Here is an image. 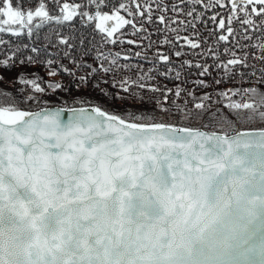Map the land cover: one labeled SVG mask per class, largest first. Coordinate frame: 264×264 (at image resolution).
I'll return each mask as SVG.
<instances>
[{
	"label": "snow or ice",
	"instance_id": "obj_1",
	"mask_svg": "<svg viewBox=\"0 0 264 264\" xmlns=\"http://www.w3.org/2000/svg\"><path fill=\"white\" fill-rule=\"evenodd\" d=\"M241 2L260 5L251 12L264 15V0ZM191 3L199 4L200 0ZM106 6L108 0H87L69 10L70 5L65 3L59 15H51L43 0L34 9L23 8L19 0L16 4L0 0V32L31 36L34 29L46 23L63 24L80 16L95 22L96 29L111 38L132 24L121 15L122 10L136 18L124 2L113 4L110 13L102 10ZM209 6L215 5L205 7ZM89 7V11H79ZM172 7L178 10L176 5ZM232 8L237 16L250 15L237 0H232ZM146 12L151 21L150 4ZM194 12L193 8L187 15ZM201 15L196 13L194 19L200 20ZM37 18L39 22H35ZM216 18L210 17L213 22ZM158 19L164 22L165 17ZM109 21L115 23L108 27ZM243 23L255 25L248 19ZM228 24H232L231 17ZM219 27L225 28L223 18ZM260 30L264 32V20L260 21ZM138 31H144L143 27ZM227 32L231 35L234 29L228 26ZM184 39L193 49L199 47L197 42ZM165 42L171 43L167 39ZM61 43L71 47L63 38ZM31 51L39 49L32 47ZM261 55L264 57V44ZM157 56L170 62L167 55ZM119 57V52L105 54L98 50L95 58L99 68L78 65L90 69L78 77L80 83H89L101 71L106 75L129 67L121 64ZM27 62L35 61L29 56ZM44 63L49 76L59 72L74 75L62 64L52 68L57 61ZM244 63L242 59H229L218 67H223L227 75L229 65ZM10 65V58L0 54V66ZM198 67L203 68L201 75L208 72L206 66ZM33 75L34 79H27L21 73L17 78L32 86V95L8 106L0 100V264H264V128L228 136L163 123H136L146 117L116 115L90 101H80L90 109L71 110L73 115L63 123L59 108H19V103L39 104L36 94L45 92L42 78ZM148 79L152 77L144 73L137 79L114 76L111 83L118 91L100 92L111 95L113 101L135 106L145 101L134 89L160 91L147 84ZM44 83L53 93L64 90L60 82ZM98 86L99 82L93 84V88ZM180 91L177 86L175 94L179 96ZM234 91L250 92L255 99L228 107L250 110L248 119L258 116L264 120V92L256 88ZM5 95L0 92V97ZM164 95L167 99V93ZM200 99L211 97L206 94ZM195 107L204 105L197 103ZM241 144L245 146L242 154L235 151ZM241 171L251 175L240 181ZM232 177L237 179L230 187Z\"/></svg>",
	"mask_w": 264,
	"mask_h": 264
},
{
	"label": "trees",
	"instance_id": "obj_2",
	"mask_svg": "<svg viewBox=\"0 0 264 264\" xmlns=\"http://www.w3.org/2000/svg\"><path fill=\"white\" fill-rule=\"evenodd\" d=\"M12 2L16 4L17 0ZM19 2L25 9H34L41 0H19ZM43 2L51 15H59L63 4H69V10H72L71 6L84 5L87 0H56L55 3L53 0H43ZM120 2L130 7L136 13V18L133 19L122 10L121 15L131 19L132 24L125 25L111 38H107L106 33H100L95 27V22H89L87 18L80 16L63 24L54 21L46 23L41 28L34 29L31 36L23 33L14 36L7 31L0 32V40L4 41V44H0V54H6L11 60L9 67L0 66V88L5 87L0 89V92L7 94L0 97L4 106L19 102L22 97L33 94L32 86L20 83L17 78L23 73L25 78L34 79L35 73L42 78L41 85L45 87V92L36 94L40 96L39 104L19 103L20 109L35 110L49 105L84 106L89 104L80 101H90L92 105L99 104L116 115L124 116L131 113L146 117L134 121L136 123H163L201 128L223 134L264 128V120L258 116L248 119L250 110L228 107L241 101L251 103L255 99L250 92L235 94L234 90L256 88L264 92V79H262L264 57L261 55V45L264 44L261 37L264 36V32L260 30V21L264 20V15L251 12L253 7L258 9L260 5L255 3L248 5L237 0L239 7H244L246 12L250 13L247 16L245 13H239L237 16L236 12H233L232 0H200L199 4H193L191 0H108V6L103 7L102 10L110 13L111 6L113 4L118 6ZM149 4L151 21L147 19L146 12ZM173 5H176L178 10H174ZM206 5L215 6L206 8ZM193 8L195 9L193 16H188L187 13ZM89 10L91 7L79 9V11ZM196 13L202 14L200 20L194 19ZM161 15L165 17L164 22L158 19ZM213 15L217 17L215 22L210 19ZM230 17L231 25L228 24ZM221 18L225 20L223 29L219 27ZM245 19L255 21V25L244 24ZM188 21H191V24L187 23ZM35 22H39L38 18ZM141 26L144 31H138ZM228 26L234 29L231 35L227 32ZM221 35L229 38L220 40ZM185 37L197 42L199 47L193 49L184 39ZM62 38L67 40L71 47L61 43ZM166 39L171 43L165 42ZM106 40L117 42L113 44L105 42ZM32 47L38 48L39 51L33 53ZM98 50L105 54L119 52V62L129 67L106 75L101 71L97 76L91 77L89 83L81 84L78 77L89 72L90 69L78 65L87 63L99 68V61L95 58ZM13 52H15L14 57ZM176 52H180L181 55H175ZM157 53L167 55L170 62L159 60ZM29 56L33 58L34 63L27 62ZM50 59L58 62L51 65L52 68H58L62 64L71 69L74 75L59 72L55 76H49V67L44 62ZM229 59H242L245 63L229 65L230 71L225 75V69L218 65L222 62L226 63ZM198 65L206 66L208 72L201 75L203 68ZM139 73L152 77L146 80V83L160 89L158 92L134 89L143 96L144 103L138 102L133 106L119 99L113 101L111 95H101V89L109 94L118 91L111 83L114 76L116 79L123 77L137 79ZM177 73H179L178 79ZM104 80L108 83L102 82ZM217 80L220 83H216ZM46 81L60 82L64 90L53 93L44 83ZM199 81L204 83L200 84ZM98 82L99 86L93 88V84ZM177 86L181 90L179 96L175 94ZM168 89L172 91L167 92ZM164 93H167V99ZM206 94L211 99L201 100L200 98ZM120 95L125 93L121 92ZM157 101L159 104L156 103ZM197 103L203 104L204 107L196 109Z\"/></svg>",
	"mask_w": 264,
	"mask_h": 264
},
{
	"label": "water",
	"instance_id": "obj_3",
	"mask_svg": "<svg viewBox=\"0 0 264 264\" xmlns=\"http://www.w3.org/2000/svg\"><path fill=\"white\" fill-rule=\"evenodd\" d=\"M80 107H85V108H89L90 109V105H84V106H73V107H59V106H57V105H49V106H44V107H41V108H38V109H35V110H31V111H37V110H40V109H46V110H54V109H56V108H59V109H61V113H60V120H61V122H63V123H67L68 122V120H69V118H70V116H72L73 115V112L71 111V110H73V109H78V108H80ZM166 125H170V124H166ZM174 128H178V129H184V128H187V129H192V130H198V131H200V132H205V133H218V134H221V135H225V134H223V133H221V132H210V131H206V130H203V129H201V128H188V127H182V126H174V125H172ZM256 130H259V129H245V130H238V131H236V132H233V133H231V134H226V135H228V136H234L237 132H251V131H256ZM181 135H183L184 133H180ZM225 147H227L226 145H225ZM235 147V146H234ZM235 151L236 152H238V153H244L245 152V146H244V144H241L240 146H239V148H235ZM251 175V173L250 172H244V171H241V173H240V177H239V180L240 181H243L244 179H246V178H248L249 176ZM237 178L236 177H232V178H230V187H231V181L232 180H236Z\"/></svg>",
	"mask_w": 264,
	"mask_h": 264
},
{
	"label": "rangeland",
	"instance_id": "obj_4",
	"mask_svg": "<svg viewBox=\"0 0 264 264\" xmlns=\"http://www.w3.org/2000/svg\"><path fill=\"white\" fill-rule=\"evenodd\" d=\"M111 22L109 21V22H107V24H106V26H111ZM0 89H5V87L4 88H0Z\"/></svg>",
	"mask_w": 264,
	"mask_h": 264
}]
</instances>
